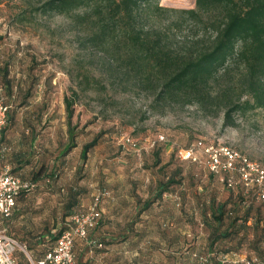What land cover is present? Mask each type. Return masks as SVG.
<instances>
[{"label":"rangeland","instance_id":"374dc122","mask_svg":"<svg viewBox=\"0 0 264 264\" xmlns=\"http://www.w3.org/2000/svg\"><path fill=\"white\" fill-rule=\"evenodd\" d=\"M43 1L0 0V59L9 58L14 79L11 94L5 90L9 125L0 141L10 148L19 168L34 167L27 179L35 187L42 184L50 189L48 199L53 206L46 213L53 221L22 232L27 238L16 230L7 232L20 243H35L40 234L66 225L75 211L89 203L92 192L104 190L108 195L103 200L110 204H102V217L90 232L102 245L78 241L74 246L75 254L80 248L87 251L91 260L87 264L105 262V252L111 249L126 251L124 264H132L133 250L137 252L134 264H200L192 253L212 252L206 206L214 194L216 199L227 198L229 190L207 168L179 159L175 151L198 140L222 143L264 165V109L234 113V123L223 124L226 96L235 97L240 91L241 66L229 59L210 78L206 104L195 97L191 103L183 102L182 95L157 97L158 87L123 79L118 72L108 75L101 52L78 45L72 14L44 12L40 9ZM159 4L176 10L156 11L150 5L138 20L172 47L184 45V39L196 32L204 31L205 38L213 34L211 14L197 19L182 12L193 8L195 0H159ZM83 74L90 76V82L83 80ZM72 90L77 96L69 127L78 135L76 146L61 155L70 141L64 96L72 98ZM27 92L30 97L20 105ZM158 135L165 141L150 147ZM94 136L96 144L84 160L82 146ZM127 136L141 149L123 144ZM196 151L201 156V149ZM170 175L181 182L138 213L142 201L137 199L152 196L157 182ZM29 251L26 246V251L14 253L19 264H36Z\"/></svg>","mask_w":264,"mask_h":264},{"label":"trees","instance_id":"16d2710c","mask_svg":"<svg viewBox=\"0 0 264 264\" xmlns=\"http://www.w3.org/2000/svg\"><path fill=\"white\" fill-rule=\"evenodd\" d=\"M150 5H154L156 11L176 10L160 5L159 0H44L40 9L44 12L71 13L75 29L78 30V45L101 52L100 59L107 65L108 75L118 72L123 79L135 78V81L145 82L147 86L158 87L157 97L164 99L182 95L183 102L191 103V97H195L206 104L209 96L206 85L210 78L229 59H234L241 66L238 75L240 91L235 97L226 96L223 124H233L234 113L264 109V0H195L193 8L182 12L197 16V19L203 13L211 14L214 18L211 20L213 34L205 38L204 31L202 34L196 32L195 36L184 39V45L179 47H172L166 43L164 36L156 31L152 33L139 23L138 17ZM10 67L9 58L0 59V86L5 101V90L11 94L14 87ZM82 77L87 83L90 82L88 74ZM17 87H21V83ZM72 93V98L64 96L70 141L61 155L76 146L75 137L78 135L69 127L77 96L75 90ZM29 97L27 92L20 105H25ZM8 125L5 123L2 127L0 138L4 137ZM96 141L97 136H94L83 144L80 153L82 159L87 158L88 151ZM157 142L160 141L156 140L152 147ZM179 172L177 170L175 174ZM180 182L171 175L166 180H159L152 196L137 199L142 201L137 212L147 209L171 185ZM222 183L229 190L227 198L216 199L214 194L206 206L211 223L209 247L212 252L208 253L209 259H213L214 264L215 256L223 251L252 250L262 258L264 264V201L254 203L253 198H258L257 187L245 188L240 182L229 187ZM101 217L102 214L89 230L87 238L76 237L74 242L83 241L87 246L101 243L90 237V232L97 227ZM250 219L253 222L248 224ZM70 221L71 216L66 225L54 228L46 235L40 234L37 242L27 244L25 240L22 244L28 246L33 259L37 261L54 247L58 236L69 229ZM215 248L219 250L213 251ZM79 251L75 254L74 264L90 262L87 251L82 248Z\"/></svg>","mask_w":264,"mask_h":264},{"label":"built area","instance_id":"2783aa9c","mask_svg":"<svg viewBox=\"0 0 264 264\" xmlns=\"http://www.w3.org/2000/svg\"><path fill=\"white\" fill-rule=\"evenodd\" d=\"M9 108L10 104L5 101L3 88L0 86V132L6 123ZM124 139L123 144L133 146L136 150L141 149L129 136ZM156 140L165 141V138L163 135H158ZM156 140H152L149 146L152 147ZM197 149H201V156L196 152ZM5 150V145L0 146V158ZM177 156L181 160H187L207 168L229 187L236 186L238 182L245 188L256 186L258 198L264 201V165L239 154L231 147L222 143L205 144L202 140H198L189 147L180 148ZM35 186L34 181L23 179L8 168L1 171L0 221L12 214L16 207L17 197L22 192L32 190ZM107 193L104 190L95 191L87 208L71 215L69 229L64 230L58 236L54 247L37 260L36 264H74V240L76 237L87 238L89 230L95 226L103 212V197ZM175 197L179 198L177 195ZM97 245L101 246V243H97ZM18 249L26 251L24 244L4 228H0V264H19L14 256ZM192 255L200 264H206L210 260L209 254L193 252ZM214 264H262V258L257 254L250 255L243 251H229L215 256Z\"/></svg>","mask_w":264,"mask_h":264},{"label":"crops","instance_id":"0c3cea01","mask_svg":"<svg viewBox=\"0 0 264 264\" xmlns=\"http://www.w3.org/2000/svg\"><path fill=\"white\" fill-rule=\"evenodd\" d=\"M54 140L55 138L52 137L53 143ZM9 149H10L9 147H6L3 156L0 158V172L3 171L5 168H8L12 173L20 176L23 179H27V177H30V175L32 174V169L34 167L30 166V164H25L19 168L18 167L19 164H17L18 160L14 159ZM45 181L50 182V178H46ZM49 190L50 189L47 190L46 188H44L42 184H39L37 187L33 188L30 191L22 192L17 197L16 207L12 212V214L9 217L0 221V228H4L6 231L11 233L13 230L14 231L16 230L20 237L27 238L26 235L22 234V232L28 233L29 231L32 230L34 231V228H36L37 225H41V223H44V221L52 222L53 221L52 216L46 213L47 209L52 208L53 206L50 200L48 199L49 196L51 195V191L49 192ZM94 192H92L91 194H93ZM88 204L89 203H87L85 207L79 209L78 211L85 210ZM102 204H104L105 207H109L110 202L109 200H103ZM252 222L253 220L250 219L248 221V224H251ZM46 234L47 233H44L42 235H46ZM29 240H32V238ZM17 251H22V250L19 249ZM249 251L252 252V250ZM125 252L126 251L123 252L122 250H116V249L108 250L105 252V254L107 253L105 262L100 261L101 262L100 264H124L123 257L125 256ZM243 252L248 253L246 250H243ZM135 254H137V252L133 250L132 256L134 258L132 264H134V260L136 259ZM15 255H19V254H15ZM113 257L116 258L113 260L111 259Z\"/></svg>","mask_w":264,"mask_h":264}]
</instances>
